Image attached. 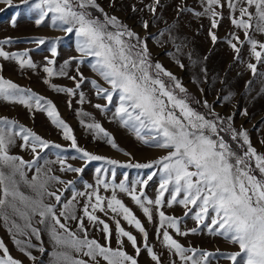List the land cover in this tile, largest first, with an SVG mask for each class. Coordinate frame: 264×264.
<instances>
[{"label":"snow or ice","instance_id":"obj_1","mask_svg":"<svg viewBox=\"0 0 264 264\" xmlns=\"http://www.w3.org/2000/svg\"><path fill=\"white\" fill-rule=\"evenodd\" d=\"M0 2L12 6V0ZM22 3L35 15L36 26L47 21L51 27L76 38L75 51L79 55L64 61L58 70L55 57L60 38L47 42L51 45L52 58L45 57L44 83L57 93L78 96L77 103L84 104L87 97L81 89L87 82L94 95L106 101L94 105L104 114L111 110L116 97L112 120L132 131L145 145L163 150L165 155L147 163L119 164L115 159L93 154L79 146L72 128L61 118L52 100L0 74V100L23 105L33 115L45 113L77 154L66 157L62 153L67 149L62 145L44 139L14 119L0 117V223L17 250L36 264L38 258L32 250L44 255L42 234L46 232L53 244L49 264H101V261L139 264L142 251L154 264H162L160 255L149 243L144 223L120 198L119 194L123 193L149 223L154 222L155 215L156 238L180 264H211L218 258L230 264H264V153L253 146L247 130H237L233 117H221L207 100L203 101L206 113L195 110L181 81L160 62H153L147 38H142L117 16L106 13L97 0H22ZM159 4L160 0H153L146 7L154 15ZM200 4L203 10L194 15L209 19L208 36L214 45L219 38L213 30L224 19V8L228 9L230 24L236 31L226 37V42L235 59L241 60L242 49L247 45L249 56L255 60L246 64L247 69L253 77L264 76L258 71V66L264 64V41L253 36V33L264 35V0H200ZM132 10L137 11L135 6ZM179 11L190 9L181 7ZM11 23L15 27V17ZM141 23L145 30L150 26L146 20ZM163 35L161 32L160 36ZM12 42L11 38L0 40V58L16 62L21 70L37 69L30 50L5 51L4 46ZM33 42L38 46L46 44L43 38ZM73 62L76 75L68 71ZM86 62L98 79L83 74L81 66ZM176 62L180 68L184 67ZM53 77H65L74 82V87L52 84ZM222 99L230 101L231 94ZM67 103L71 108V99ZM76 114L94 139L123 151L100 123L85 120L91 117L90 113L79 110ZM16 146L29 152L31 159L12 154L11 149ZM52 148L59 150L55 161L46 159L47 151ZM69 159L83 164L74 166ZM93 161L103 162L94 169V183L83 181V190L77 189L75 184L83 177L87 164ZM51 163H58L61 173L76 174L77 179L66 181L53 174ZM104 164L113 167L109 169ZM117 165L156 171L131 182L125 174L117 183ZM157 175L159 183L153 199L147 195L146 188ZM70 190L71 197L65 199V193ZM177 205L184 209L183 217L166 214V207L171 209ZM97 213L115 224L117 247H112L113 228ZM187 217L195 221V227L182 230L183 218ZM121 220L133 227L141 240L126 230ZM90 229L101 233L104 243L91 237ZM202 231L223 237L238 246L239 251L213 253L186 247L172 234L188 236ZM126 244L134 254L126 250ZM0 264H23L11 255L3 239H0ZM170 264H176V259Z\"/></svg>","mask_w":264,"mask_h":264},{"label":"rangeland","instance_id":"obj_2","mask_svg":"<svg viewBox=\"0 0 264 264\" xmlns=\"http://www.w3.org/2000/svg\"><path fill=\"white\" fill-rule=\"evenodd\" d=\"M97 3L110 16H117L142 38H147L153 62H160L181 81L188 90L191 106L195 110L206 113L208 110L203 107V101L207 100L210 105H213L214 111L221 117L232 116L233 126L237 130L246 129L253 146L258 152L264 153V144L261 143V141H264V76L253 77L251 71L247 69L246 64L249 61L255 63V60L249 56L247 45L242 49L241 60L235 59V53L226 42V37L231 32L236 31L230 24L226 7L223 10L224 19L221 21L220 26L213 30L219 38L214 45L208 36L209 19L204 16L198 17L194 15V12L203 10L200 0H160L154 15L146 7V5H151L153 0H97ZM133 6L136 7L137 11L132 10ZM181 7L190 9V11L181 12L179 11ZM96 15L100 14L96 13ZM13 17L16 18L15 27L11 23ZM34 20L35 15L29 11L28 5L22 3V0H12V6L0 2V40L11 38L13 41L11 44L4 46L5 51L30 50L32 60L38 65L35 70L28 68L21 70L16 62L0 58V65L3 66V71L0 74L22 88H30L37 94L52 100L61 118L72 128L73 135H75L79 146L93 154L115 159L119 164L147 163L165 155L163 150L145 145L135 137L132 131L112 120L111 113L115 108L116 97H114L113 105L110 106L111 110L104 114L96 109L94 105L97 103L105 104L106 101L97 98L87 82L82 85L81 89L87 97V102L84 104L77 103L78 96L68 97L66 94L57 93L48 84L44 83L47 78L43 72V66L46 63L45 57L52 58L49 51L51 45L47 42L60 38L57 44L58 55L55 57L57 70L64 64V61L79 54L75 51L76 38L74 35H66L59 29L51 27L50 22L47 21L38 27ZM145 20L150 25L147 30L143 29L141 23ZM161 32L164 33L163 36H160ZM239 34L240 38L243 39V33L240 32ZM253 36L257 40L264 41V35L260 33H253ZM37 38L45 39L46 44L38 46L33 42ZM177 46L180 48L179 51H177ZM168 53L173 55L169 56ZM176 61L182 63L184 67L180 68ZM75 68L76 63L73 62L68 69L70 75H76ZM81 71L90 79L97 78L87 66V62L81 66ZM258 71L264 73V64L258 66ZM50 83L74 87V82L65 77H53ZM229 94H231V100L228 102L223 101L222 98ZM69 99L72 101L71 108H69L67 103ZM79 110L90 113L91 117H85V120L91 119L100 123L112 135L119 148L123 151L112 149L110 145L102 140L94 139L93 133L80 124V117L76 114ZM245 111L246 115L243 114ZM0 117L14 119L32 129L44 139L62 145L64 149H67V151L62 153L66 157L70 158L73 155H77L69 148L70 142L63 139L61 131L51 124L43 112H35L33 115L23 105L0 100ZM225 138L229 139V142L233 143L235 147L234 142L230 141V137L227 134H225ZM58 151L55 148L49 149L46 159L55 161ZM11 153L23 156L26 160L31 159V154L21 151L19 146L13 147ZM125 153L130 155H125ZM68 162L77 167L83 164L80 160L69 159ZM101 164L103 162L100 161L88 163L83 177L78 180L75 187L83 190V181L94 183V169L101 166ZM49 167L52 168L53 174L61 176L66 181L77 179L74 173H61L58 163H51ZM104 167L111 169L113 166L104 164ZM153 171H156V169L125 168L117 165L115 166V181L118 183L127 174L129 182H131L138 178H146ZM31 175L32 173H29V178H31ZM109 179L111 180V177ZM158 183L159 176L157 175L149 182L146 188L147 195L153 199L155 198ZM58 187L63 186L58 185ZM24 190L27 191L26 189ZM102 194L110 195V193L103 192ZM71 195L72 192L70 190L65 193V199L70 198ZM119 196L144 223L149 232V243L160 255L162 264H170L173 259H176V264H180L179 259L173 257L156 238L157 218L155 215L154 222L149 223L141 210L134 205L129 197L123 193L119 194ZM164 210L168 215L183 217L184 209L181 206L177 205L171 209L166 207ZM97 214L108 220V223L113 228L112 247H117L114 231L115 224L107 217H104L102 213ZM121 224L126 230L132 231L137 236L138 241L141 240L140 234L133 227L123 220H121ZM72 226L74 227V224ZM193 227H195V221L190 217L183 218L182 230H188ZM172 234L175 239L186 247H194L213 253L239 251L238 246L223 237L210 235L206 231L189 234L188 236H179L174 232ZM90 236L104 243L102 234L94 229H90ZM42 238L46 252L41 256L40 252L33 249L32 254L38 258L36 264H49V253L53 250V244L46 232L42 234ZM0 239L4 240L13 257L22 260L23 264H32L23 253L17 250L2 223H0ZM33 243L37 242L33 240ZM126 250L130 254H134L130 245L126 244ZM138 260L139 264H154L147 253L143 251ZM101 264H103V261H101ZM211 264H230V262L223 258H218L213 259Z\"/></svg>","mask_w":264,"mask_h":264}]
</instances>
